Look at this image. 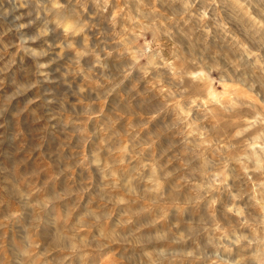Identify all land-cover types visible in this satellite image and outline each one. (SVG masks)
<instances>
[{"label":"clouds","instance_id":"obj_1","mask_svg":"<svg viewBox=\"0 0 264 264\" xmlns=\"http://www.w3.org/2000/svg\"><path fill=\"white\" fill-rule=\"evenodd\" d=\"M0 264H264V0H0Z\"/></svg>","mask_w":264,"mask_h":264}]
</instances>
